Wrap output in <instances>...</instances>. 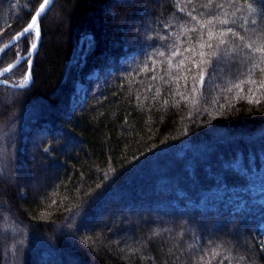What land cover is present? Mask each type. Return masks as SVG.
Returning a JSON list of instances; mask_svg holds the SVG:
<instances>
[{
  "label": "trees",
  "instance_id": "trees-1",
  "mask_svg": "<svg viewBox=\"0 0 264 264\" xmlns=\"http://www.w3.org/2000/svg\"><path fill=\"white\" fill-rule=\"evenodd\" d=\"M40 2L0 0V48ZM41 28L0 85V264H264V0H55Z\"/></svg>",
  "mask_w": 264,
  "mask_h": 264
},
{
  "label": "snow or ice",
  "instance_id": "snow-or-ice-1",
  "mask_svg": "<svg viewBox=\"0 0 264 264\" xmlns=\"http://www.w3.org/2000/svg\"><path fill=\"white\" fill-rule=\"evenodd\" d=\"M51 3V0H42V2H40L38 4V7L36 8L35 12L31 15V18H30V21L26 24L25 27H23L22 31L20 32H17L13 37H12V40H20V39H28L30 35L34 34V37L31 38L29 40V48H28V52H34L36 50V48L38 47V42L40 40V37H41V28H40V24L38 23V19L42 16V14L45 13L48 5ZM209 3H211V0H209ZM208 5H205V7H207ZM251 7V6H250ZM189 15H191V13H189ZM193 19H195V17H193ZM221 24H228V21L227 20H221L220 21ZM254 23V22H253ZM212 24V21L209 20V21H206L205 24H201V28H204L206 27L207 25H211ZM227 33H231L233 35H236V33L233 32L232 28H228L227 29ZM225 35V32H221L220 33V36L223 37ZM213 37V33L211 30L208 31V39L211 40ZM241 40H243V37H240ZM219 43L222 45L225 43V40L224 39H220ZM7 47V45L5 46ZM201 48H204L205 45L202 43L200 45ZM207 47L208 48H212L213 45L211 43H208L207 44ZM246 48L250 49L253 53H260L262 54L260 56V60L262 62H264V46H257V47H254L253 44L249 43V44H246L245 45ZM187 50H191V49H187ZM0 51H3L2 48H0ZM181 53L179 52V50L175 51L172 53L173 56H176V55H180ZM25 56H27L28 54L25 53L24 54ZM160 55H164L163 52L160 53ZM199 55L201 57H203L205 55V53L203 51H201L199 53ZM213 55H215V53H213ZM16 56H17V62H19L22 57H21V54L19 52L16 53ZM170 62V61H169ZM184 63L183 60L180 61V64L182 65ZM202 63H210V61H202ZM32 60L31 59H28L27 60V70L23 76V78L21 79L20 81V84L19 86H24L25 84H27L31 78V72H32ZM15 67V64H8L7 67H5L2 72H0V74H3V73H6V72H9L10 70H12L13 68ZM253 68H259V65L258 64H253ZM260 71L262 73H264V69H260ZM204 75L205 73L203 71H201L199 73V83H203L204 82ZM155 79V77L153 78ZM250 83H253V84H257V81L255 80H250L249 81ZM0 83H8V81H0ZM238 87V86H237ZM259 88H264V80H262L261 82H259L258 84V89ZM193 91H195V89H193ZM249 92L251 93V96L250 97H244L245 99H249V102L250 103H260V100L255 98V91L253 90H249ZM264 95V94H262ZM241 259H244V257H241Z\"/></svg>",
  "mask_w": 264,
  "mask_h": 264
},
{
  "label": "water",
  "instance_id": "water-1",
  "mask_svg": "<svg viewBox=\"0 0 264 264\" xmlns=\"http://www.w3.org/2000/svg\"><path fill=\"white\" fill-rule=\"evenodd\" d=\"M54 1L55 0H51V3L48 5V7H47V9H46V11L52 6V4L54 3ZM45 11V12H46ZM45 14V13H44ZM44 14H42V16L44 15ZM42 16L38 19V23L40 24V28H41V18H42ZM42 37H43V34H42V28H41V37H40V40H39V42H38V47L36 48V50L34 51V52H28L27 54V56H23L22 57V59L19 61V62H17V59L16 60H14L12 63H10V64H15V67L12 69V70H10L9 72H6V73H3V74H0V81H8L7 79H5V76L8 74V73H10L11 71H13L15 68H17L21 63H23L24 61H26V60H28V59H31L32 60V64H33V60L35 59V57H36V55H37V52H38V50H39V48H40V45H41V42H42ZM21 40V39H20ZM20 40H12V38L8 41V42H6L1 48L3 49V51H0V56L5 52V51H7L8 49H10L11 47H13V46H15ZM7 45V47H5ZM5 67H7V66H5ZM4 67V68H5ZM4 68H1L0 69V72H2V70L4 69ZM31 68H32V66H31ZM32 82H33V75H32V72H31V78H30V80H29V82L27 83V84H25L24 86H19V84H14V83H11L10 81H8V83H0V85H5V86H10V87H13V88H26V87H28V86H30L31 84H32Z\"/></svg>",
  "mask_w": 264,
  "mask_h": 264
},
{
  "label": "rangeland",
  "instance_id": "rangeland-1",
  "mask_svg": "<svg viewBox=\"0 0 264 264\" xmlns=\"http://www.w3.org/2000/svg\"><path fill=\"white\" fill-rule=\"evenodd\" d=\"M24 7L27 9L28 7H27V5H24ZM24 55H21V57H23ZM27 61V60H26ZM94 75V74H93ZM16 84H20V82L19 83H16ZM83 88H84V86L83 85H81V84H79L78 85V87H77V90H76V93L77 94H79V93H81V95H80V97H77V98H79L80 100L83 98ZM79 96V95H78Z\"/></svg>",
  "mask_w": 264,
  "mask_h": 264
},
{
  "label": "bare ground",
  "instance_id": "bare-ground-1",
  "mask_svg": "<svg viewBox=\"0 0 264 264\" xmlns=\"http://www.w3.org/2000/svg\"><path fill=\"white\" fill-rule=\"evenodd\" d=\"M1 57V56H0Z\"/></svg>",
  "mask_w": 264,
  "mask_h": 264
}]
</instances>
